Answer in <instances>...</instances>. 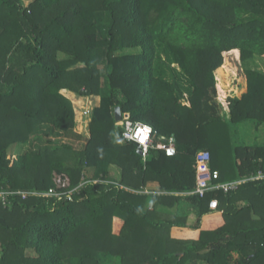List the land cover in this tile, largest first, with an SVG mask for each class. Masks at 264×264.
Returning a JSON list of instances; mask_svg holds the SVG:
<instances>
[{
	"label": "trees",
	"instance_id": "obj_1",
	"mask_svg": "<svg viewBox=\"0 0 264 264\" xmlns=\"http://www.w3.org/2000/svg\"><path fill=\"white\" fill-rule=\"evenodd\" d=\"M24 2L0 0V188L36 194L0 205V264H264V0ZM63 89L101 97L84 148L20 150L74 125ZM116 106L174 152L143 160ZM202 150L217 181H245L191 194ZM54 173L71 195L43 194Z\"/></svg>",
	"mask_w": 264,
	"mask_h": 264
},
{
	"label": "built area",
	"instance_id": "obj_2",
	"mask_svg": "<svg viewBox=\"0 0 264 264\" xmlns=\"http://www.w3.org/2000/svg\"><path fill=\"white\" fill-rule=\"evenodd\" d=\"M87 98V97H85ZM86 104V103H84ZM187 104V103H186ZM81 114L84 118H81L83 124L88 127L89 124V116L92 113L95 106H82ZM85 117H88L86 119ZM121 121V120H120ZM123 123V122H122ZM123 126V137L132 142L136 146V150L138 154L141 156L143 160L146 159L148 152L151 148H163L166 150L167 154H172L174 152V140L173 138L169 139V143L167 145L162 142H155L154 131L150 125L143 122H131L124 121ZM195 167H196V185L194 190H192L191 194H197L200 197L204 196L208 191L214 190H222L223 192H228L230 190H234L237 186L245 181V179H238L230 182H219L217 179L219 178V173L217 170H212L210 168V154L207 150L199 151L196 154L195 158ZM259 177H264L263 174L259 173ZM54 187H50L47 192H44V195L57 197L61 199L64 195H71L74 191L64 190L68 188L70 185V180L67 176L63 174L54 173L53 176ZM28 194H36V192L31 191H22V190H10L0 188V205L6 206L10 203V199L14 196H22L25 198ZM218 206V201L216 198H212L209 202L210 209L214 210Z\"/></svg>",
	"mask_w": 264,
	"mask_h": 264
},
{
	"label": "rangeland",
	"instance_id": "obj_3",
	"mask_svg": "<svg viewBox=\"0 0 264 264\" xmlns=\"http://www.w3.org/2000/svg\"><path fill=\"white\" fill-rule=\"evenodd\" d=\"M32 0H25V4L26 6L29 5V3ZM103 23L108 22V16H104V19L102 21ZM128 50H122L120 52H118V54H125L127 53ZM259 60V59H258ZM264 61H258V67L263 68L264 67ZM229 84H230V80L227 79L226 77H219V81H218V86L220 88H222V90H227L229 89ZM104 90H106V87H104ZM61 93L68 99V101L71 103L72 109H73V119H74V125L66 130H57L55 129L53 126L51 125H47L44 127H41L39 129V131L31 133L29 136V141L27 143H25L20 150L25 151H36L39 148H44V147H51V146H55V145H61V144H70L75 150V151H79L81 149L84 148L88 138L90 137V130H89V124L91 121V115L92 113H90L89 116V124L88 127L86 126V128L84 129V127H81L79 121L81 122L82 119L80 118H84L81 114V108L84 105L87 106H95L96 108L100 105V100L101 97L99 95H90V96H80L72 91H69L67 89L61 90ZM239 93V92H238ZM87 97V98H85ZM218 98V95L216 96ZM185 103H187L189 105V101L188 100H184ZM86 103V104H84ZM114 114V112H113ZM86 119H88V117H85ZM83 124V122H81ZM117 125L119 126H123V123L119 120L117 121ZM241 132H239L240 134H242V137H244L246 140L251 141V139H253L256 136V130L252 127L253 124H251V122L249 123H244L242 125H240ZM244 126V127H243ZM242 137H239V139H242ZM153 140L155 142H160V138H156L154 137ZM15 153L18 152V150L14 151ZM8 156V155H7ZM15 154H13L11 156L12 159L15 158ZM114 170V169H113ZM115 178H118L119 176V171L115 168ZM173 234L177 237V238H187V236L189 238H193L196 236L197 233H194V231L191 230H186V231H182L179 229L174 230ZM196 238V237H195Z\"/></svg>",
	"mask_w": 264,
	"mask_h": 264
},
{
	"label": "water",
	"instance_id": "obj_4",
	"mask_svg": "<svg viewBox=\"0 0 264 264\" xmlns=\"http://www.w3.org/2000/svg\"><path fill=\"white\" fill-rule=\"evenodd\" d=\"M122 118V112H121V109L120 107L116 106L114 108V119L116 121H119L120 119Z\"/></svg>",
	"mask_w": 264,
	"mask_h": 264
},
{
	"label": "crops",
	"instance_id": "obj_5",
	"mask_svg": "<svg viewBox=\"0 0 264 264\" xmlns=\"http://www.w3.org/2000/svg\"><path fill=\"white\" fill-rule=\"evenodd\" d=\"M264 63V62H263ZM260 69H262L263 71H264V67L263 68H261L260 67ZM178 229V228H177ZM174 230H176V229H174ZM174 230H173V232H174ZM179 230H182V231H186V230H191V231H194V233H197L196 234V238L198 237V235H199V230H192V229H189V228H183V229H179ZM174 235V234H173ZM175 236V235H174ZM176 237V236H175ZM195 237H193V238H195ZM187 238H189L188 236H187Z\"/></svg>",
	"mask_w": 264,
	"mask_h": 264
},
{
	"label": "clouds",
	"instance_id": "obj_6",
	"mask_svg": "<svg viewBox=\"0 0 264 264\" xmlns=\"http://www.w3.org/2000/svg\"><path fill=\"white\" fill-rule=\"evenodd\" d=\"M64 90V89H63ZM188 105V104H187ZM121 120V119H120ZM169 143V142H168ZM165 145H167V144H165ZM160 149H163V148H160ZM174 149H175V147H174ZM165 150V149H164ZM167 153V152H166Z\"/></svg>",
	"mask_w": 264,
	"mask_h": 264
}]
</instances>
